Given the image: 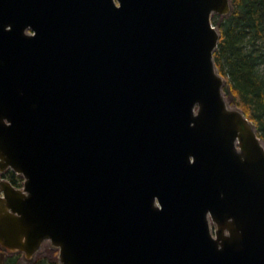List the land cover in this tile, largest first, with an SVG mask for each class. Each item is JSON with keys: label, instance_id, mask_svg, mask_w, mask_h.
<instances>
[{"label": "water", "instance_id": "95a60500", "mask_svg": "<svg viewBox=\"0 0 264 264\" xmlns=\"http://www.w3.org/2000/svg\"><path fill=\"white\" fill-rule=\"evenodd\" d=\"M230 0H0V248L58 264H264V143L223 92Z\"/></svg>", "mask_w": 264, "mask_h": 264}, {"label": "trees", "instance_id": "16d2710c", "mask_svg": "<svg viewBox=\"0 0 264 264\" xmlns=\"http://www.w3.org/2000/svg\"><path fill=\"white\" fill-rule=\"evenodd\" d=\"M230 1L232 8L220 23L213 58L224 77L223 92L231 94L264 143V0ZM0 177L16 187L22 184V177L12 170ZM5 253L0 249V264H15L18 253Z\"/></svg>", "mask_w": 264, "mask_h": 264}, {"label": "rangeland", "instance_id": "374dc122", "mask_svg": "<svg viewBox=\"0 0 264 264\" xmlns=\"http://www.w3.org/2000/svg\"><path fill=\"white\" fill-rule=\"evenodd\" d=\"M223 19V16L213 14L211 17L212 24L219 29L220 23ZM226 100L233 106H235L232 101L231 94L225 93ZM1 249V248H0ZM6 252V251H5ZM9 255V253H5ZM58 250L50 245L49 242H44L42 245L41 251L36 254L31 260L25 259L20 253L16 254L15 264H35L38 261L43 262L44 264H58Z\"/></svg>", "mask_w": 264, "mask_h": 264}]
</instances>
